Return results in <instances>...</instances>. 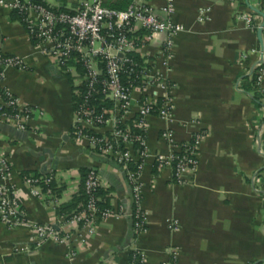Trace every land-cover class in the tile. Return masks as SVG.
<instances>
[{"label":"crops","instance_id":"1","mask_svg":"<svg viewBox=\"0 0 264 264\" xmlns=\"http://www.w3.org/2000/svg\"><path fill=\"white\" fill-rule=\"evenodd\" d=\"M151 4L160 10L162 0ZM174 4L173 19L183 30L173 38L169 59L163 54L164 35L135 34L137 59L162 73L172 103L167 117L152 113L146 118L148 156L139 175L138 203L145 225L135 232L125 169L75 137L80 71L57 66L19 18L0 5V53L23 65L7 67L2 83L21 103L43 112L24 130L0 123V156L11 166L9 181L21 197L25 218L55 223L70 202L75 206L68 213L74 211L82 202L77 201L82 171L89 169L99 176L113 212L96 221L92 235L78 236L71 245L50 239L36 244L28 228L0 222V264H128L134 254L137 264H264V92L257 89L254 67L263 48L257 29L264 0ZM242 15H249L251 23ZM261 38L264 46V25ZM110 127L108 121L96 132L108 133ZM197 130L203 135L198 165L179 184L172 168L159 167L156 157L170 155ZM163 131L171 132V139L163 138ZM48 170L54 175L53 197L30 195L23 177Z\"/></svg>","mask_w":264,"mask_h":264},{"label":"built area","instance_id":"2","mask_svg":"<svg viewBox=\"0 0 264 264\" xmlns=\"http://www.w3.org/2000/svg\"><path fill=\"white\" fill-rule=\"evenodd\" d=\"M65 1L69 3L67 6ZM151 1L130 0L125 8L118 9L107 4L110 0H60L56 6L36 0H0L1 6L18 15L27 35L50 60L61 68L80 71L85 89L77 92L81 100L75 107V137L125 169L134 232L145 225V216L138 203L141 195L139 175L148 156L146 118L152 113L167 117L172 109L166 91L168 84L162 73L132 55L137 48L135 34L144 31L164 35L163 54L167 53L169 59L173 38L183 30V26L173 19L174 0H162L160 10ZM242 19L246 23L252 20L249 15H242ZM254 65L257 89L264 92V46L260 60ZM22 66L17 57L0 53V123L18 130H24L35 115L43 114L41 109L21 103L18 96L2 83L7 67ZM147 89H152L151 96L147 95ZM156 90H161V94L155 93ZM135 93L140 95L135 98ZM106 100L113 103V111L108 116L103 109H97L99 105L103 107ZM133 117L137 132L126 123ZM108 121L111 122L108 133L96 132ZM161 136L171 139V132L163 131ZM202 138L201 131H195L170 155L157 156V165L170 166L173 180L186 183L198 165L197 152ZM132 162L134 165L129 168ZM11 172L9 163L0 156V222L9 227L28 228L29 238L36 244L50 239L71 245L78 236L92 235L96 221L113 213L109 207H98L100 197L96 190L100 180L97 173L89 169L83 180L86 200L74 211L60 215L55 223L29 221L21 210V197L9 181ZM53 179L52 171L48 170L39 175H27L22 181L30 195L50 198L53 197L50 186ZM137 262L134 254L128 264Z\"/></svg>","mask_w":264,"mask_h":264},{"label":"trees","instance_id":"3","mask_svg":"<svg viewBox=\"0 0 264 264\" xmlns=\"http://www.w3.org/2000/svg\"><path fill=\"white\" fill-rule=\"evenodd\" d=\"M36 1H39V2H43L42 0H36ZM129 2H130V0H117L116 2H108L107 4L109 5V6H111V7H114V8H118V9H123V8H125L128 4H129ZM13 14H14V16H16V17H18V15L15 13V12H13ZM19 18V17H18ZM132 55L137 59V56L135 55V53H132ZM140 61V60H139ZM141 63H142V61H140ZM85 89V86H84V82H82L81 83V85H80V87H79V91H83ZM99 96L100 95H97V98H99ZM74 100H75V107H76V105H77V102L78 101H80L81 100V97L79 96V94H77L75 97H74ZM98 108V111H100L101 109H103V111H104V114L106 115V116H108L110 113H111V111H113V103L111 102V101H108V100H106V101H104V105H103V107H101V105H99V106H97ZM133 120H134V117L133 118H130L129 120H127L126 121V123H127V125H129V127H130V129L132 130V131H134V132H137V129H136V127L133 125ZM88 171V170H87ZM86 171V172H87ZM83 173H82V176H84V174H86L85 173V171L83 170L82 171ZM32 175H38V174H32ZM51 186V185H50ZM46 187V186H45ZM96 194L100 197V195H102L103 197H100V200L97 202V204H98V207L99 208H104V207H107L106 205V200L104 199V197H105V193H104V191L102 190V188L99 186L98 187V189L96 190ZM86 200V195H85V193H84V190H81L80 191V196H79V198H78V200L77 201H82V202H84ZM76 201V202H77ZM75 206V202L74 203H72L71 204V202L68 204V205H65L63 208H61L59 211L60 212H63V209H67V213H68V211H70V209L72 208V207H74Z\"/></svg>","mask_w":264,"mask_h":264},{"label":"water","instance_id":"4","mask_svg":"<svg viewBox=\"0 0 264 264\" xmlns=\"http://www.w3.org/2000/svg\"><path fill=\"white\" fill-rule=\"evenodd\" d=\"M264 25V14H263V21L261 22V24L259 25L258 29H257V37H258V40L260 42V46L263 47V41H262V38H261V32H262V27Z\"/></svg>","mask_w":264,"mask_h":264}]
</instances>
